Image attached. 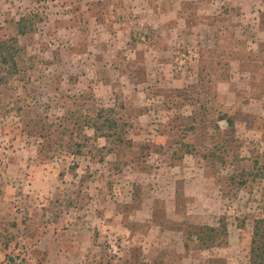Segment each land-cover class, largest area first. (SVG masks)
<instances>
[{"label": "rangeland", "instance_id": "374dc122", "mask_svg": "<svg viewBox=\"0 0 264 264\" xmlns=\"http://www.w3.org/2000/svg\"><path fill=\"white\" fill-rule=\"evenodd\" d=\"M8 53L0 264H250L264 0H0Z\"/></svg>", "mask_w": 264, "mask_h": 264}, {"label": "trees", "instance_id": "16d2710c", "mask_svg": "<svg viewBox=\"0 0 264 264\" xmlns=\"http://www.w3.org/2000/svg\"><path fill=\"white\" fill-rule=\"evenodd\" d=\"M21 31L23 32L22 29H20V32ZM14 59H15L14 54L8 53L7 56L0 55V62L3 63L4 65L8 64L7 69H6L7 71H11L10 69L11 66L13 68L16 67V62ZM106 111L109 112L111 111V109L110 110L99 109L96 115L91 118L87 117L88 115L75 117V118H72L71 115H69V117H66L65 119H63V124L65 121L69 123L71 120V122H73L74 127L82 128V129L92 128L96 136L98 135L106 136L104 135V134H107V131L105 130H110V128H112L111 127L112 125H110L109 120L102 117V113ZM113 122H114L113 124H117L115 120ZM42 129H44V126H42ZM44 137L48 138V136H44ZM83 137H85V135ZM210 230L215 231L216 229H210ZM223 232H226L225 228L223 229ZM251 247H252L251 255L253 257L252 259H250V264H264V220L263 219L257 220L255 222Z\"/></svg>", "mask_w": 264, "mask_h": 264}]
</instances>
